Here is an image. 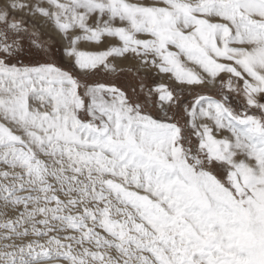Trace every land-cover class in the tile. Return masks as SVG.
Returning <instances> with one entry per match:
<instances>
[{
	"label": "snow or ice",
	"instance_id": "1",
	"mask_svg": "<svg viewBox=\"0 0 264 264\" xmlns=\"http://www.w3.org/2000/svg\"><path fill=\"white\" fill-rule=\"evenodd\" d=\"M0 264H264V0H0Z\"/></svg>",
	"mask_w": 264,
	"mask_h": 264
}]
</instances>
